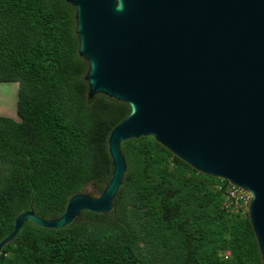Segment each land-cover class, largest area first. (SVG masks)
Listing matches in <instances>:
<instances>
[{"label": "trees", "instance_id": "obj_1", "mask_svg": "<svg viewBox=\"0 0 264 264\" xmlns=\"http://www.w3.org/2000/svg\"><path fill=\"white\" fill-rule=\"evenodd\" d=\"M74 8L65 0H0V82L17 81L16 117L0 115V240L29 208L60 216L111 177V129L126 103L87 98ZM127 161L107 213L67 226L26 221L0 264H264L247 212L226 206L222 180L150 136L121 143Z\"/></svg>", "mask_w": 264, "mask_h": 264}, {"label": "water", "instance_id": "obj_2", "mask_svg": "<svg viewBox=\"0 0 264 264\" xmlns=\"http://www.w3.org/2000/svg\"><path fill=\"white\" fill-rule=\"evenodd\" d=\"M65 1L87 63V98L103 94L130 110L109 133L112 172L100 194L72 195L56 218L20 212L0 253L26 221L61 228L83 211H112L127 170L121 143L150 136L250 194L264 263V0Z\"/></svg>", "mask_w": 264, "mask_h": 264}, {"label": "rangeland", "instance_id": "obj_3", "mask_svg": "<svg viewBox=\"0 0 264 264\" xmlns=\"http://www.w3.org/2000/svg\"><path fill=\"white\" fill-rule=\"evenodd\" d=\"M18 88L19 82L17 81L0 82V115L16 117V101ZM242 208L243 212L247 211V208Z\"/></svg>", "mask_w": 264, "mask_h": 264}, {"label": "built area", "instance_id": "obj_4", "mask_svg": "<svg viewBox=\"0 0 264 264\" xmlns=\"http://www.w3.org/2000/svg\"><path fill=\"white\" fill-rule=\"evenodd\" d=\"M218 189L225 190L226 206L232 205L235 209L241 210V211L243 209L242 207H245V208L248 207V203L250 200V194L247 191L241 189L240 187L231 185L229 183L226 184L225 186H223L222 184H218Z\"/></svg>", "mask_w": 264, "mask_h": 264}]
</instances>
